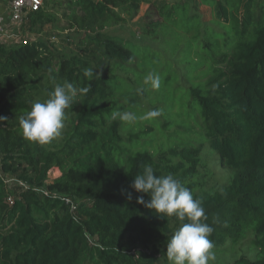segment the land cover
Listing matches in <instances>:
<instances>
[{
    "label": "trees",
    "instance_id": "1",
    "mask_svg": "<svg viewBox=\"0 0 264 264\" xmlns=\"http://www.w3.org/2000/svg\"><path fill=\"white\" fill-rule=\"evenodd\" d=\"M60 4L75 53L56 56L42 39L0 44V264H171L167 242L188 221L137 203L150 200L132 188L146 166L202 202L214 229L210 264H264V0ZM144 5L157 17L142 37L108 32ZM27 18L56 21L43 9ZM87 67L100 79L89 81ZM150 72L159 89L144 84ZM65 82L91 90L65 110L58 137L26 140L19 117ZM116 110L162 114L126 125L111 120ZM213 168L228 176L209 186L202 176ZM3 174L31 187L13 200Z\"/></svg>",
    "mask_w": 264,
    "mask_h": 264
},
{
    "label": "clouds",
    "instance_id": "2",
    "mask_svg": "<svg viewBox=\"0 0 264 264\" xmlns=\"http://www.w3.org/2000/svg\"><path fill=\"white\" fill-rule=\"evenodd\" d=\"M84 76L89 80L100 79V72L92 67L84 69ZM54 79V78H53ZM144 84L152 89H159L161 79L158 74L148 73ZM91 85L77 88L73 83L57 84L44 102L33 103L26 115L19 117V126L26 140L40 145L48 144L61 134L64 128L66 109L72 107L77 95L87 94ZM138 89L137 92H141ZM161 110H151L142 115L131 111H113L111 120H119L126 125L137 121H148L158 118ZM5 117H0L4 121ZM132 188L137 193L147 194L150 200L145 201L143 195L137 203L160 215L175 216L185 221L167 242L166 256L171 264H210L216 260L214 243L209 238L214 229L204 221L207 220L205 209L199 199H194L192 192L184 187L172 174L157 176L151 166H146L142 174L134 178ZM131 199V193L128 194Z\"/></svg>",
    "mask_w": 264,
    "mask_h": 264
},
{
    "label": "rangeland",
    "instance_id": "3",
    "mask_svg": "<svg viewBox=\"0 0 264 264\" xmlns=\"http://www.w3.org/2000/svg\"><path fill=\"white\" fill-rule=\"evenodd\" d=\"M61 1L64 0H44L43 12L56 16V21L52 24L47 25H36L31 26L30 20L27 18L22 24L12 25L10 21L7 24L8 30L11 33V39H3L7 44L16 45L20 42L32 41L42 39L52 45L56 56H69L76 52L79 47L78 35L74 31H70L66 28L65 22V9L61 6ZM158 5L164 3H177L184 2L185 0H152ZM212 9L208 6L202 8L207 19L212 18ZM157 14L154 8L150 5H144L137 13V15L128 21L127 24L111 28L108 32L112 34L121 35L129 39H139L142 37V29L148 21L156 19ZM11 26V27H10ZM215 158H211V163L214 162ZM208 177L202 176L203 181H206L209 186L218 185L224 181L228 176V171L224 168H213L209 171ZM61 175L58 169H54L50 174V179H56ZM4 179L7 188L13 193V200L19 198L20 195L29 190L30 184L20 181L13 175H4Z\"/></svg>",
    "mask_w": 264,
    "mask_h": 264
},
{
    "label": "built area",
    "instance_id": "4",
    "mask_svg": "<svg viewBox=\"0 0 264 264\" xmlns=\"http://www.w3.org/2000/svg\"><path fill=\"white\" fill-rule=\"evenodd\" d=\"M44 0H0V44H7L3 39H11L8 34L6 15L9 14V21L12 25L22 24L30 13H36L43 8ZM11 27V26H10ZM7 36V37H5ZM2 150L0 146V168L2 165ZM12 201V199L10 200Z\"/></svg>",
    "mask_w": 264,
    "mask_h": 264
},
{
    "label": "crops",
    "instance_id": "5",
    "mask_svg": "<svg viewBox=\"0 0 264 264\" xmlns=\"http://www.w3.org/2000/svg\"><path fill=\"white\" fill-rule=\"evenodd\" d=\"M9 17H10V16H9V14L7 13V15H6V17H5V19H6V23L9 22V20H10ZM10 23H11V22H10ZM11 33H12V32H9L8 34H11ZM20 43H22V42H20Z\"/></svg>",
    "mask_w": 264,
    "mask_h": 264
}]
</instances>
